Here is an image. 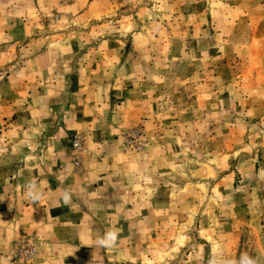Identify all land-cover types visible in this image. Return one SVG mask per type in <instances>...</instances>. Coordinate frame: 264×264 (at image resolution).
<instances>
[{
	"label": "rangeland",
	"instance_id": "374dc122",
	"mask_svg": "<svg viewBox=\"0 0 264 264\" xmlns=\"http://www.w3.org/2000/svg\"><path fill=\"white\" fill-rule=\"evenodd\" d=\"M214 250L264 264V0H0V264Z\"/></svg>",
	"mask_w": 264,
	"mask_h": 264
},
{
	"label": "clouds",
	"instance_id": "9594fccd",
	"mask_svg": "<svg viewBox=\"0 0 264 264\" xmlns=\"http://www.w3.org/2000/svg\"><path fill=\"white\" fill-rule=\"evenodd\" d=\"M26 189H27L26 195L30 199L36 201L41 198V194L36 190V185L34 181L29 182L26 186ZM63 200L65 204L70 203L71 197L67 193V191H65ZM117 238H118V232L114 229H109L106 231L103 237H99L97 239L96 243L103 247H112L116 244ZM217 255L222 256V253H218L217 251L214 250L212 259L209 260L208 264H258L257 259L249 256L247 253L242 254L238 262L230 261V260H223V259L217 261L216 260Z\"/></svg>",
	"mask_w": 264,
	"mask_h": 264
},
{
	"label": "built area",
	"instance_id": "2783aa9c",
	"mask_svg": "<svg viewBox=\"0 0 264 264\" xmlns=\"http://www.w3.org/2000/svg\"><path fill=\"white\" fill-rule=\"evenodd\" d=\"M74 147H75V148H78V147H79L78 142H76V143L74 144Z\"/></svg>",
	"mask_w": 264,
	"mask_h": 264
}]
</instances>
